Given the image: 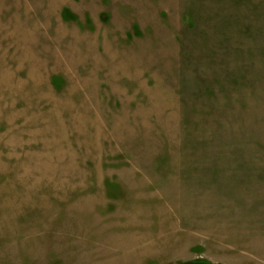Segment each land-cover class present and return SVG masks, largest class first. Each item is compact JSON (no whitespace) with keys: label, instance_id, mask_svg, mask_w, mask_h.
<instances>
[{"label":"rangeland","instance_id":"374dc122","mask_svg":"<svg viewBox=\"0 0 264 264\" xmlns=\"http://www.w3.org/2000/svg\"><path fill=\"white\" fill-rule=\"evenodd\" d=\"M0 264H264V0H0Z\"/></svg>","mask_w":264,"mask_h":264}]
</instances>
